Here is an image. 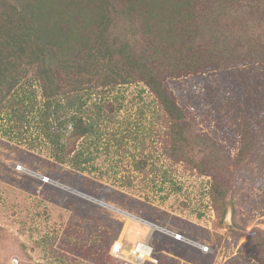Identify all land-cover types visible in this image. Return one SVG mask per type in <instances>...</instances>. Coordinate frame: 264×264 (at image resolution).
Instances as JSON below:
<instances>
[{
  "label": "rangeland",
  "instance_id": "obj_1",
  "mask_svg": "<svg viewBox=\"0 0 264 264\" xmlns=\"http://www.w3.org/2000/svg\"><path fill=\"white\" fill-rule=\"evenodd\" d=\"M167 83L198 131L220 143L227 166L201 174L167 154L162 110L142 84L122 87L124 108L102 126L95 170L57 164L45 143L33 142V128L1 136L0 264H102L88 251L105 230L113 235L110 245L121 241L126 251L148 241L153 259L143 264H259L247 252V232L264 230V140L239 164L237 153L246 116L264 123V65ZM213 176L233 185L222 198L224 219V202L209 196ZM193 242L209 245V252Z\"/></svg>",
  "mask_w": 264,
  "mask_h": 264
},
{
  "label": "trees",
  "instance_id": "obj_2",
  "mask_svg": "<svg viewBox=\"0 0 264 264\" xmlns=\"http://www.w3.org/2000/svg\"><path fill=\"white\" fill-rule=\"evenodd\" d=\"M255 64L264 65V0H0V137L33 128V142L45 143L57 164L95 170L102 126L124 108L122 87L142 84L162 110L166 153L201 174L221 170L220 143L198 131L167 81L242 74ZM250 115L240 126L238 164L264 140V123ZM232 186L213 176L212 202H224ZM111 236L97 234L90 257L131 264L111 254ZM247 236L249 256L264 264V230Z\"/></svg>",
  "mask_w": 264,
  "mask_h": 264
},
{
  "label": "built area",
  "instance_id": "obj_3",
  "mask_svg": "<svg viewBox=\"0 0 264 264\" xmlns=\"http://www.w3.org/2000/svg\"><path fill=\"white\" fill-rule=\"evenodd\" d=\"M176 240H182L183 237L180 233L174 234ZM203 249L204 252L209 251L208 245H198ZM111 253L122 260L131 262L132 264H143L145 258L150 257L152 253V248L147 242L139 241L132 249L126 251L124 249L122 242H116L111 249ZM127 253V254H125ZM129 256H133V259H130ZM157 261V260H156Z\"/></svg>",
  "mask_w": 264,
  "mask_h": 264
},
{
  "label": "clouds",
  "instance_id": "obj_4",
  "mask_svg": "<svg viewBox=\"0 0 264 264\" xmlns=\"http://www.w3.org/2000/svg\"><path fill=\"white\" fill-rule=\"evenodd\" d=\"M176 233H179V232H172V235H173V237L175 238V236H174V234H176ZM181 234V233H180ZM182 235V237H183V239L182 240H184L185 238H184V236H183V234H181ZM178 241H181V240H178ZM116 242H121V241H116ZM116 242H114L113 244H112V246L116 243ZM139 242V241H138ZM137 242V243H138ZM141 242H147L148 243V241H141ZM136 243V244H137ZM135 244V245H136ZM149 244V243H148ZM193 244L195 245V246H197L198 248H200L201 249V251H203V249L201 248V247H199L198 245H199V243L198 242H193ZM201 245H207V244H203V243H200ZM150 245V244H149ZM124 246V245H123ZM209 246V245H208ZM151 247V246H150ZM152 248V247H151ZM209 248H210V246H209ZM111 249H112V247H111ZM132 249V248H131ZM210 250V249H209ZM204 252V251H203ZM209 252V251H208ZM152 253H153V248H152ZM152 253H151V256L150 257H147V258H151V259H153L152 258ZM112 254V253H111ZM113 255V254H112ZM114 256V255H113ZM147 258H145V259H147ZM133 259V258H132ZM145 261V260H144ZM144 261H143V263H144ZM128 262V261H127ZM155 262H157V261H155ZM129 263H131V262H129ZM132 264V263H131Z\"/></svg>",
  "mask_w": 264,
  "mask_h": 264
}]
</instances>
